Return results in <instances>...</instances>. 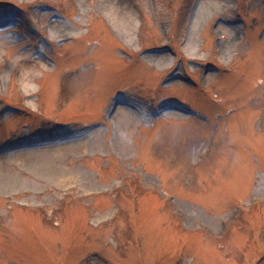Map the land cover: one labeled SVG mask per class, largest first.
<instances>
[{
    "label": "rangeland",
    "instance_id": "obj_1",
    "mask_svg": "<svg viewBox=\"0 0 264 264\" xmlns=\"http://www.w3.org/2000/svg\"><path fill=\"white\" fill-rule=\"evenodd\" d=\"M0 264H264V0H0Z\"/></svg>",
    "mask_w": 264,
    "mask_h": 264
}]
</instances>
